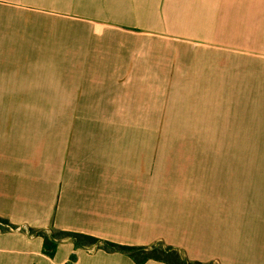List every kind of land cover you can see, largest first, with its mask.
<instances>
[{"label": "crops", "instance_id": "crops-1", "mask_svg": "<svg viewBox=\"0 0 264 264\" xmlns=\"http://www.w3.org/2000/svg\"><path fill=\"white\" fill-rule=\"evenodd\" d=\"M0 219V264H264V0H0Z\"/></svg>", "mask_w": 264, "mask_h": 264}, {"label": "trees", "instance_id": "trees-1", "mask_svg": "<svg viewBox=\"0 0 264 264\" xmlns=\"http://www.w3.org/2000/svg\"><path fill=\"white\" fill-rule=\"evenodd\" d=\"M0 221L3 222L1 219ZM30 230L43 236V250L49 256L53 254L58 242L63 239H69L77 246H92L94 248L124 253L131 257L136 264H144L148 260L161 261L165 264H214L212 260L200 261L189 259L183 249L165 244L162 241H156L149 245H125L84 233L56 231L46 235L43 233V229Z\"/></svg>", "mask_w": 264, "mask_h": 264}, {"label": "rangeland", "instance_id": "rangeland-1", "mask_svg": "<svg viewBox=\"0 0 264 264\" xmlns=\"http://www.w3.org/2000/svg\"><path fill=\"white\" fill-rule=\"evenodd\" d=\"M253 146L256 148V151H253V152L250 153L249 158L247 159V161L258 162L259 161V153L257 151V145L253 144ZM214 264H216V263L214 262Z\"/></svg>", "mask_w": 264, "mask_h": 264}]
</instances>
